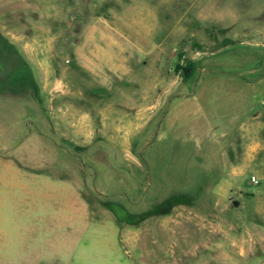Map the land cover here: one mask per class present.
<instances>
[{"label": "rangeland", "instance_id": "1", "mask_svg": "<svg viewBox=\"0 0 264 264\" xmlns=\"http://www.w3.org/2000/svg\"><path fill=\"white\" fill-rule=\"evenodd\" d=\"M0 37V264H264V0H0Z\"/></svg>", "mask_w": 264, "mask_h": 264}, {"label": "crops", "instance_id": "2", "mask_svg": "<svg viewBox=\"0 0 264 264\" xmlns=\"http://www.w3.org/2000/svg\"><path fill=\"white\" fill-rule=\"evenodd\" d=\"M95 50V49H94ZM99 55V54H98ZM92 56H94L96 58V56L94 55V53L92 54ZM83 71H81L80 73L84 76V77H89V79H93L95 81V83L97 85L103 86L104 90H108V78H118L121 80V78L124 76L123 75V66L120 64H118L117 62L115 63H109V69H108V73L104 72V69L102 68L101 62H94L93 60L90 61H85L83 63ZM107 72V71H106ZM94 87V86H91ZM90 86H85L83 87V92L86 93L85 89H89ZM78 95L81 94L77 93ZM84 119V118H82ZM86 121L81 122L80 120V124H84ZM264 158V153H262L261 155ZM260 172L264 175V159L260 164Z\"/></svg>", "mask_w": 264, "mask_h": 264}, {"label": "trees", "instance_id": "3", "mask_svg": "<svg viewBox=\"0 0 264 264\" xmlns=\"http://www.w3.org/2000/svg\"><path fill=\"white\" fill-rule=\"evenodd\" d=\"M1 38V37H0ZM191 62H188V64H190ZM21 66L24 67V65L21 63ZM177 70H181L182 71V77L183 79H188L190 78L191 74H192V66L189 67H184L181 65H178L176 67Z\"/></svg>", "mask_w": 264, "mask_h": 264}, {"label": "water", "instance_id": "4", "mask_svg": "<svg viewBox=\"0 0 264 264\" xmlns=\"http://www.w3.org/2000/svg\"><path fill=\"white\" fill-rule=\"evenodd\" d=\"M233 205L236 207L238 205V203L237 202H233Z\"/></svg>", "mask_w": 264, "mask_h": 264}, {"label": "built area", "instance_id": "5", "mask_svg": "<svg viewBox=\"0 0 264 264\" xmlns=\"http://www.w3.org/2000/svg\"><path fill=\"white\" fill-rule=\"evenodd\" d=\"M255 183H257V181H255Z\"/></svg>", "mask_w": 264, "mask_h": 264}]
</instances>
